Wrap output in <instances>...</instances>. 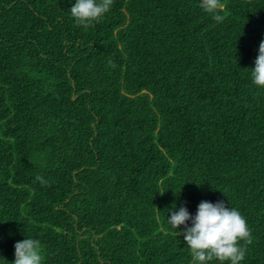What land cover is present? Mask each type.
Wrapping results in <instances>:
<instances>
[{
  "label": "trees",
  "instance_id": "1",
  "mask_svg": "<svg viewBox=\"0 0 264 264\" xmlns=\"http://www.w3.org/2000/svg\"><path fill=\"white\" fill-rule=\"evenodd\" d=\"M221 2L218 23L113 0L85 31L75 0H0V264L25 238L42 264H192L167 219L202 201L241 213L240 264H264V0Z\"/></svg>",
  "mask_w": 264,
  "mask_h": 264
},
{
  "label": "clouds",
  "instance_id": "2",
  "mask_svg": "<svg viewBox=\"0 0 264 264\" xmlns=\"http://www.w3.org/2000/svg\"><path fill=\"white\" fill-rule=\"evenodd\" d=\"M112 4L113 0H75L70 14L75 25L87 31L100 22ZM199 7L204 13L211 14L216 22L224 20V16L219 14L224 9L221 0H200ZM108 63L115 67L111 60ZM254 65L250 72L251 83L264 89V40L259 44ZM36 180L42 185L47 184L43 177L37 176ZM190 219L191 227H188L186 222ZM167 222L174 230L185 226L183 238L192 264H208L213 261L218 264H240L245 258L247 245L253 242L245 218L235 208H226L223 202L212 204L202 201L194 217H190L187 209L181 207L179 211L172 212ZM14 249L13 264H42L43 247L39 240L25 238L17 242Z\"/></svg>",
  "mask_w": 264,
  "mask_h": 264
}]
</instances>
